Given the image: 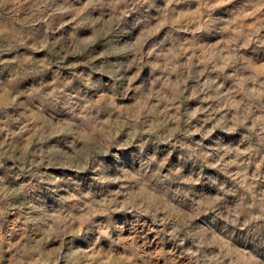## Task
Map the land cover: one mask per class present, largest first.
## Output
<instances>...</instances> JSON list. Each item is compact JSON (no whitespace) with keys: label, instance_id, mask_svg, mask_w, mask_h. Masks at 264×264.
<instances>
[{"label":"rangeland","instance_id":"rangeland-1","mask_svg":"<svg viewBox=\"0 0 264 264\" xmlns=\"http://www.w3.org/2000/svg\"><path fill=\"white\" fill-rule=\"evenodd\" d=\"M0 264H264V0H0Z\"/></svg>","mask_w":264,"mask_h":264}]
</instances>
